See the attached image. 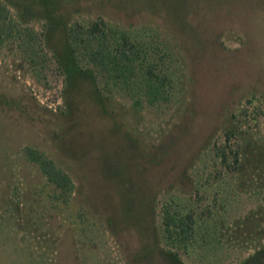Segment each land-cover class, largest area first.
Returning a JSON list of instances; mask_svg holds the SVG:
<instances>
[{
    "label": "rangeland",
    "instance_id": "rangeland-1",
    "mask_svg": "<svg viewBox=\"0 0 264 264\" xmlns=\"http://www.w3.org/2000/svg\"><path fill=\"white\" fill-rule=\"evenodd\" d=\"M100 20L167 45L183 101L70 89L68 31ZM235 120L240 173L217 157ZM28 148L71 176L67 203ZM174 203L195 212L188 248L164 234ZM263 232L264 0H0V264H241Z\"/></svg>",
    "mask_w": 264,
    "mask_h": 264
},
{
    "label": "trees",
    "instance_id": "trees-1",
    "mask_svg": "<svg viewBox=\"0 0 264 264\" xmlns=\"http://www.w3.org/2000/svg\"><path fill=\"white\" fill-rule=\"evenodd\" d=\"M144 33L133 34L110 27L103 20L94 22L89 28H70L65 55L57 60L67 77L68 87L72 89L77 80H88L99 101L109 102L118 93L130 98L133 109L137 110L144 105L158 107L162 103L183 101L184 94L175 86L176 69L169 65L179 58L174 60V53L167 45ZM247 134L241 122L232 123L225 133V142L217 147L222 168L238 173L245 170L247 160L244 159L243 163L242 158L252 154ZM25 155L39 166L48 184L54 187V198L67 203L75 189L71 176L35 149H26ZM163 220L167 240L180 248L192 244L191 238L196 233L192 209L168 204L164 208ZM208 234L212 240L219 241L217 234ZM169 254L178 258L176 253ZM258 257L264 258V249L241 264H253L252 260Z\"/></svg>",
    "mask_w": 264,
    "mask_h": 264
}]
</instances>
